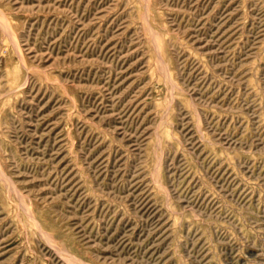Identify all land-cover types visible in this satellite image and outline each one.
<instances>
[{"label":"rangeland","instance_id":"rangeland-1","mask_svg":"<svg viewBox=\"0 0 264 264\" xmlns=\"http://www.w3.org/2000/svg\"><path fill=\"white\" fill-rule=\"evenodd\" d=\"M0 264H264V0H0Z\"/></svg>","mask_w":264,"mask_h":264}]
</instances>
